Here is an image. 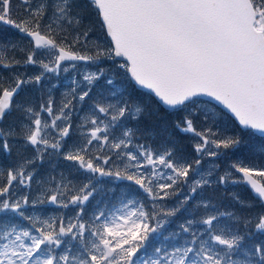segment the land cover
Instances as JSON below:
<instances>
[{
    "label": "snow or ice",
    "instance_id": "6c2138e0",
    "mask_svg": "<svg viewBox=\"0 0 264 264\" xmlns=\"http://www.w3.org/2000/svg\"><path fill=\"white\" fill-rule=\"evenodd\" d=\"M0 25V264H264V0H0Z\"/></svg>",
    "mask_w": 264,
    "mask_h": 264
},
{
    "label": "trees",
    "instance_id": "16d2710c",
    "mask_svg": "<svg viewBox=\"0 0 264 264\" xmlns=\"http://www.w3.org/2000/svg\"><path fill=\"white\" fill-rule=\"evenodd\" d=\"M16 4V0H14V6ZM19 37V34L14 30L9 28L6 25H0V41H8V40H16ZM30 72L36 71V69H29ZM102 83V82H101ZM117 84H119V80H117ZM63 88V83L54 90L57 98L59 99L61 89ZM176 118L174 113L169 112L166 116H153L151 119L141 118L142 124L146 130H153L156 132L158 139L162 138V130L165 128L166 123L168 125ZM146 139H150L147 138ZM155 143V141H153ZM261 145H264V138L257 137L256 141V148H257V156L260 155L258 149ZM0 161L7 162L6 156H0ZM61 167L58 165V168ZM39 174L43 175L48 171V165L45 163H41L39 166ZM123 183L126 182H119L113 181L110 178L102 177L100 178V184L102 187L98 190L96 194V200L102 202H114L115 198L120 195L121 187ZM35 187V185H34ZM112 189V191H109ZM225 191H235L241 199L244 200H252L253 196L249 192V190L244 187L243 185H229ZM207 198L211 199L215 204L218 205V210L222 211H230V210H238L240 206L236 204L229 196L221 195V189L215 188L211 190H206ZM95 203V201H93ZM39 211V210H38ZM57 210L50 205L43 206V211L39 214L41 215H48L54 214ZM198 214V213H197ZM191 218L188 217L185 213L181 212L174 218H170L169 223L166 227L162 230L163 234L156 237L153 241V247L155 246H169L173 243H176L179 240L177 237L175 240L169 233L174 232L177 228L178 222L183 221L184 219ZM167 237V239H165ZM151 248L148 249V254H151Z\"/></svg>",
    "mask_w": 264,
    "mask_h": 264
},
{
    "label": "rangeland",
    "instance_id": "374dc122",
    "mask_svg": "<svg viewBox=\"0 0 264 264\" xmlns=\"http://www.w3.org/2000/svg\"><path fill=\"white\" fill-rule=\"evenodd\" d=\"M65 75H70V73L69 74H65ZM182 222V221H181Z\"/></svg>",
    "mask_w": 264,
    "mask_h": 264
},
{
    "label": "water",
    "instance_id": "95a60500",
    "mask_svg": "<svg viewBox=\"0 0 264 264\" xmlns=\"http://www.w3.org/2000/svg\"><path fill=\"white\" fill-rule=\"evenodd\" d=\"M245 187H247L246 185H244Z\"/></svg>",
    "mask_w": 264,
    "mask_h": 264
}]
</instances>
